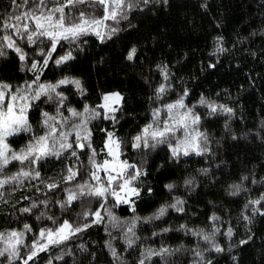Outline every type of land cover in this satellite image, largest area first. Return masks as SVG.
I'll use <instances>...</instances> for the list:
<instances>
[{"label":"trees","instance_id":"1","mask_svg":"<svg viewBox=\"0 0 264 264\" xmlns=\"http://www.w3.org/2000/svg\"><path fill=\"white\" fill-rule=\"evenodd\" d=\"M16 3L21 4L22 0H16ZM21 10L12 0H0V20ZM119 28L121 31L104 43L95 36L83 37L79 49L73 51L75 59L60 66L49 61L41 82L55 83L65 76L82 81L86 90L84 96L71 84L58 89L67 97L65 108L82 110L85 104L95 107L106 92L116 91L123 96L122 111L116 113L119 123L114 128L111 121L105 120H95L90 125L97 151L103 147L105 138L101 128L114 130L118 137L130 141L150 122L152 108L175 101L187 90L185 103L189 107L195 106V112L200 115V129L208 135L210 151L175 160L171 158L167 145L144 152H134L128 147L122 158L142 164L147 175L137 183L141 192L138 198H133L135 212L129 205L122 204L113 208L114 214L123 221H130L134 216L149 217L160 206L175 203L177 198L184 201V211L168 208L159 220L139 222L136 233L140 239L132 248L127 247L122 230L113 229L110 224L106 230L105 218V223L93 224L64 245L40 253L36 264H48L49 259L52 264H120L106 247L109 240L124 264H138L145 248L165 246L176 249L183 246L192 249L199 245L203 249L208 245L199 237L181 230L180 226L210 232L213 214L221 218L215 222L221 230L216 240L224 251L205 253L212 264H264V216L256 214L251 224L241 217L245 203L264 194V0H168L167 4L163 0H153L148 5L141 0L137 9L129 13V19L121 21ZM17 42L25 51L34 53V46ZM69 47L76 46L66 43L63 48L58 46L54 56L63 55ZM132 47L137 49L136 56L133 61H128L126 56ZM219 47L226 51L217 52ZM158 66H166L170 74L171 90L162 101L155 99V90L160 83L167 85L169 82L163 80ZM33 78V73L20 71V61L13 51L8 50L7 57L0 58V80L17 85ZM202 95L217 106L231 108L232 113L218 110L210 115V109L199 104ZM37 103L40 108L29 113L34 126L39 122L40 109L55 112L53 104ZM64 114L69 115L66 110ZM36 131L42 129L36 128ZM27 139V135L17 136L12 139V145L19 148ZM102 156L103 153L98 159ZM87 158L88 150L85 149L80 155L84 165L81 176L69 184L63 183L61 178L66 175L65 166H71L75 158H51L41 162L43 179L47 183L60 182V187L55 190H49L38 180L25 181L22 187L9 185L3 189L0 232L22 229L23 224L28 223L33 227V233L27 234L26 238V243L30 244L39 228L52 226L51 221L36 220L41 212L59 217L61 221H73L83 210L81 203L74 202L69 211L62 213L57 201L66 198L64 188H74L77 182L88 179ZM18 167L10 166L7 171L14 173ZM205 169L207 172L203 171ZM245 176L249 179L243 180ZM186 179H191L193 184L186 186ZM167 184L175 187L169 191ZM234 184L242 185L247 191L230 195ZM45 200L49 202L47 208L41 203ZM33 202L38 207L31 213L20 212ZM87 204L85 200L84 205ZM109 204H112L111 200ZM97 206L93 200L92 209ZM252 207L249 205L245 214L252 215ZM261 210L264 211V207ZM229 226L234 229L231 239L223 235ZM164 228L172 231L162 233ZM241 240L248 243L241 244ZM81 245L87 248V252L81 251ZM68 251L71 255L64 254ZM61 254H64L63 259H55ZM192 259L191 252H177L170 257L169 264H191ZM0 264L7 262L0 258ZM145 264H164V261L153 257Z\"/></svg>","mask_w":264,"mask_h":264},{"label":"snow or ice","instance_id":"2","mask_svg":"<svg viewBox=\"0 0 264 264\" xmlns=\"http://www.w3.org/2000/svg\"><path fill=\"white\" fill-rule=\"evenodd\" d=\"M19 12H13L0 20V58L7 57L8 50L13 51L20 61V71L33 73L32 80H25L22 84H11L0 80V199L3 198L2 191L9 185L22 187L25 181L38 180L45 184L49 190L60 187V182L53 181L47 183L40 171L41 162L51 158L71 159L75 161L71 166L66 165V175H62L61 181L69 184L81 176V169L84 168L80 161V155L85 149L88 150L87 177L88 179L77 182L74 188H64L66 198L58 200L61 212L71 209L74 202L79 201L83 210L77 213L73 221L69 219L60 220L59 217L41 212L36 216V220L51 221V227H41L38 233L33 235L31 243H26L27 234L33 233L32 225L24 223L22 229H11L7 232H0V258L7 264H36L40 259V253L50 252L52 248L64 245L76 234L84 232L93 224H110L113 229L122 230L125 243L128 248H132L140 239L137 236L136 228L139 222L149 223L161 219L168 208L177 212H183L184 201L177 198L175 203L160 206L153 215L141 218L134 216L130 221H123L117 217L113 208L120 205H129L131 211L135 212V199L140 196L141 189L137 183L147 172L142 164L130 162L125 156V151L130 147L134 152H144L148 149H156L160 145H167L171 158L178 160L181 156L204 155L210 150L208 148V135L200 129L201 117L194 110L195 106L189 107L185 103L188 91L179 96L173 102H166L151 109V120L130 141L118 137L116 132L101 128L105 133L103 147L97 151L93 146V130L90 127L95 120L111 121L113 128L119 120L117 112L122 111L123 96L119 92L103 94L102 103L92 107L88 104L82 110L72 107L65 108L67 97L62 91H58L62 85H73L81 96L86 94L82 81L79 78L65 76L62 79L52 82H41L44 69L49 67V61H53L57 66L64 65L74 60L73 51L79 49L83 37L95 36L101 43L117 35L121 29V21L129 19V13L136 10L141 0H22L17 4L12 0ZM144 5L152 3L153 0H142ZM167 4L168 0H163ZM30 5V6H29ZM206 7V5H205ZM222 41V38H218ZM23 42L28 47H35L33 54L25 51L17 41ZM69 47L63 55H56L58 46ZM223 47L217 48V52H225ZM137 49L132 47L126 59L133 61ZM38 56L41 59H35ZM31 60V63H29ZM215 65H210L214 67ZM163 76V80L169 82L160 83L155 90V99L162 101L164 96L171 90L170 74L166 68L158 66ZM53 104L54 114L40 109V119L36 126L33 125L29 113L33 109H39L40 104ZM201 106L210 109V115L218 110L223 113H232V109L223 105L217 106L209 102L203 95L199 99ZM69 113L65 116L64 110ZM227 128L228 125L226 124ZM36 128L42 131H36ZM27 135V141L19 148H14L12 139ZM236 137L233 135V139ZM103 156L98 159L99 156ZM67 154V155H66ZM143 163V161H142ZM19 165L14 173L9 174L10 166ZM207 172V170H203ZM103 173V175H101ZM243 180L249 179L247 176ZM186 186L192 185L191 179L184 181ZM253 183H257L253 180ZM174 184H167L166 188L171 191ZM230 195H239L241 191H247L240 184L231 186ZM39 190V188H38ZM151 191V189H149ZM27 199V198H26ZM87 200L88 204L84 205ZM95 200L97 207L92 209L91 203ZM112 204H109V201ZM264 194L258 199L248 200L244 205L241 217L247 224L253 222L256 214L264 216L261 210L264 205ZM45 208L48 201H42ZM249 205L252 215H247ZM261 205V207H255ZM37 203L33 202L29 207L20 209L21 213H31L37 208ZM91 218V219H90ZM221 218L213 214L210 220L213 228L210 232L203 229L193 231L186 225H181L180 229L186 233L199 237L208 247L201 249L199 245L192 249H185L183 246L176 249L161 246L159 249L145 248L140 253L138 264H145L153 257H160L164 264H169V259L177 252H191L193 259L191 264H212L206 258V252H223L224 249L217 242V235L221 234L220 227L215 225ZM83 221V222H81ZM172 231L170 228L162 229V233ZM162 233H153L160 235ZM109 236L111 232L109 231ZM234 229L229 226L223 235L231 239ZM251 239V237H249ZM241 244L248 243L241 240ZM114 260L124 264L123 258L118 253L111 240L106 242ZM26 249L27 251H22ZM82 252H87L84 245L80 246ZM64 254L71 255V251ZM58 255L55 259H63V255ZM95 258V254H93ZM52 264V260H48Z\"/></svg>","mask_w":264,"mask_h":264},{"label":"rangeland","instance_id":"3","mask_svg":"<svg viewBox=\"0 0 264 264\" xmlns=\"http://www.w3.org/2000/svg\"><path fill=\"white\" fill-rule=\"evenodd\" d=\"M113 92H116V91L106 92V93H104V94L113 93ZM102 102H103V101H102V99H101V103H102ZM101 175H103V173H101Z\"/></svg>","mask_w":264,"mask_h":264}]
</instances>
